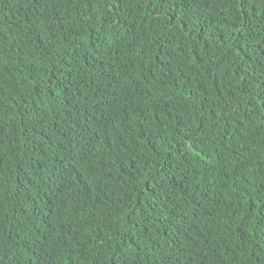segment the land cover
Masks as SVG:
<instances>
[{
	"label": "trees",
	"instance_id": "trees-1",
	"mask_svg": "<svg viewBox=\"0 0 264 264\" xmlns=\"http://www.w3.org/2000/svg\"><path fill=\"white\" fill-rule=\"evenodd\" d=\"M0 264H264V0H0Z\"/></svg>",
	"mask_w": 264,
	"mask_h": 264
}]
</instances>
